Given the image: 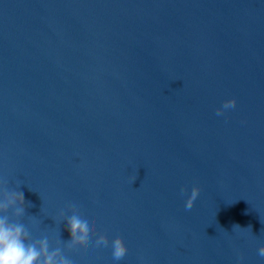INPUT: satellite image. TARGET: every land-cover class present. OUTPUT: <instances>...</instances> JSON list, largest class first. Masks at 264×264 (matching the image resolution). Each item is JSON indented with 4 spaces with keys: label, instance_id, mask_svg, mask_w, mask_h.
<instances>
[{
    "label": "water",
    "instance_id": "1",
    "mask_svg": "<svg viewBox=\"0 0 264 264\" xmlns=\"http://www.w3.org/2000/svg\"><path fill=\"white\" fill-rule=\"evenodd\" d=\"M0 181L82 264H264V0H0Z\"/></svg>",
    "mask_w": 264,
    "mask_h": 264
},
{
    "label": "clouds",
    "instance_id": "2",
    "mask_svg": "<svg viewBox=\"0 0 264 264\" xmlns=\"http://www.w3.org/2000/svg\"><path fill=\"white\" fill-rule=\"evenodd\" d=\"M238 98L226 99L222 106L216 111L217 116L225 115L229 110L235 109L238 105ZM3 182L0 181V185ZM201 187L195 184L191 188L185 202L186 210L194 207L201 194ZM182 194L188 193V186L181 189ZM71 202V201H70ZM29 202L25 200L23 191L12 193L10 196L0 199V264H82L84 252L74 245L73 239L60 234L55 226L48 229L46 235L39 242L32 241L31 233L24 223L10 222L7 215L9 208L14 207L15 215L22 217L27 214ZM30 219L36 223L35 217ZM71 219L77 228V234H89L95 237V246L111 247L112 257L115 262L122 261L129 252V245L123 235H117L114 239L107 232H97L96 209L90 207L83 201L73 205ZM242 232L248 228L235 225L234 229ZM258 255L264 258V245L258 249Z\"/></svg>",
    "mask_w": 264,
    "mask_h": 264
}]
</instances>
